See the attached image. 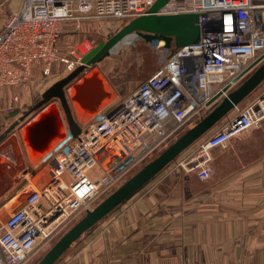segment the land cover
Masks as SVG:
<instances>
[{"label": "built area", "instance_id": "1", "mask_svg": "<svg viewBox=\"0 0 264 264\" xmlns=\"http://www.w3.org/2000/svg\"><path fill=\"white\" fill-rule=\"evenodd\" d=\"M12 1L0 0V87L26 82L37 69L44 76L52 75L53 66L61 63L72 71L91 49V42L89 38L78 41L69 55L64 54L61 37L69 25L80 31L85 19L130 21L148 13L156 0H15V7ZM190 12L200 15L199 42L171 49L163 40L146 41L158 62L156 70L124 97L80 121V133L74 135L65 122L64 137L36 167L41 184L0 220V264L26 263L40 242L91 209L93 200L119 174V170H106L100 156L110 155L115 165L124 163L120 173L125 172L191 119L201 117L207 102L229 83L236 86L235 78L264 53V0H168L157 13ZM234 109L221 127L195 141L168 167L211 178L215 148L226 149L233 138L263 127L264 91ZM10 165L12 174L8 166L3 178L8 189L5 198L11 192L6 182L13 176L31 187L38 173L25 167L21 156Z\"/></svg>", "mask_w": 264, "mask_h": 264}, {"label": "crops", "instance_id": "2", "mask_svg": "<svg viewBox=\"0 0 264 264\" xmlns=\"http://www.w3.org/2000/svg\"><path fill=\"white\" fill-rule=\"evenodd\" d=\"M11 4L15 7L17 1ZM110 86L113 96L110 99L108 96L99 109L121 99L135 85L115 82ZM257 88L255 96L264 91V81ZM18 90V85L0 87L2 222L30 190L16 175L6 182L7 187L10 182L11 192L5 198L6 167L21 155L27 166L36 168L45 156L34 163L24 140V126L36 119L39 110L17 125L11 131L16 136L5 144L7 138H3V133L10 123H5L4 110L12 105ZM247 98L243 105L252 99ZM54 104L64 118L58 102ZM77 111L78 122L83 121L82 116L88 119L94 114L81 113L78 107ZM235 112L233 109L205 136L221 127ZM8 114L13 116L16 111L9 110ZM5 155L7 160L3 158ZM212 164L215 173L209 179L167 166L87 231L56 264H264V125L248 135L233 138L226 149L215 148ZM35 172L38 173L34 184L38 186L41 172L38 168Z\"/></svg>", "mask_w": 264, "mask_h": 264}, {"label": "water", "instance_id": "3", "mask_svg": "<svg viewBox=\"0 0 264 264\" xmlns=\"http://www.w3.org/2000/svg\"><path fill=\"white\" fill-rule=\"evenodd\" d=\"M167 1L156 0L148 13L131 19L116 33L109 36L107 41L96 45L83 56L78 66L50 85L43 92L42 98L11 125L8 131L22 123L31 112L41 111L49 105L48 110L40 113L35 120L25 126L24 140L31 150V156L47 153L54 141L64 137L63 119L74 135L81 132V125L73 111L74 103H79L90 113L98 111L102 102L108 97V91L96 72L89 76L86 74L94 64L109 55L113 47L123 38L132 33H138L146 41L163 40L165 46L171 49L201 40L202 27L199 23V13H157ZM234 81H239L236 86L231 87L229 83L207 102L208 109L193 126L185 130L95 207L86 210V213L60 236L36 264H56L72 244L140 190L245 100L264 81V53ZM70 88L73 89L72 94ZM55 101L64 112V118L61 117L57 104H54Z\"/></svg>", "mask_w": 264, "mask_h": 264}, {"label": "rangeland", "instance_id": "4", "mask_svg": "<svg viewBox=\"0 0 264 264\" xmlns=\"http://www.w3.org/2000/svg\"><path fill=\"white\" fill-rule=\"evenodd\" d=\"M9 8L10 7H9V1H8L5 4V10L8 11ZM1 22L2 21L0 20V23ZM127 22H128L127 20H118V19L111 18V17H106L104 19H101L100 21H89V19H85L82 23V28L80 29V31L76 30L73 24L69 25L67 28V31L61 37V44H62L63 52L64 54L69 55L70 50L73 48V45H75L76 42L87 39V38L90 39L91 49H93L100 42L107 41L109 36L116 33ZM132 36H135L137 38L133 44L129 45L128 43H124V42L119 44L117 51H112L109 55L105 56L102 60L98 61L96 64H94L91 70L86 74L88 76L89 74H93L94 72H96L98 75V78L101 79L103 86L105 85L107 87V88L105 87L104 88L108 92L111 87L110 85H113V83L115 82H119V83L122 82L124 84L126 83V85H136L142 79H145L150 74H152L158 67V62L155 59L154 55L152 54L151 49L149 45L147 44L146 40L144 39V37L138 33H134L132 34ZM90 50H88V52ZM86 53L87 51L85 52V54ZM40 70L41 69H37L34 75L31 77V79L18 85L19 94H16V96L13 97V101H12L13 103H11L12 105H10L4 110V113L7 117V120H5L7 122L5 123H10L9 125H5L7 129L3 133L4 134L3 138L5 137L7 138V140L5 141V144L11 143L13 137L16 136V135L14 136L11 134V131L14 128L8 131V129L11 127L14 121L18 120L26 111H28L29 108L35 104V102L37 103V101H39L42 98L43 92L50 85H52L54 82L68 75L71 72V71H68L62 63L61 65L57 64L53 66L52 75L44 76L41 74ZM80 80H82V78ZM258 91H259V88H256L248 96L247 99L255 96ZM245 101L247 100H243L240 104L243 105ZM47 107H49V105L42 108L39 113H42L43 111H45ZM9 110L16 111V114H14L13 116H9L8 114ZM73 110L75 111L74 114L76 116V112L79 111V110L77 111V103H74ZM14 118L15 119L17 118V119L13 120ZM199 118L191 119L187 124H185L175 134H173L167 141H165V143H163L158 149L153 151L151 154L146 156L144 159L128 167L125 172L120 173V171L124 168L122 167L124 163L120 165H115V162L113 164L114 158L113 157L108 158L110 155L100 156V164L106 170H110V171L119 170V174H118V177L114 180L111 187L108 188L106 191L102 192L99 196H97L93 200V202L90 204V208L95 207L99 202H101L106 196H108L111 192H113L116 188H118L129 177L135 174L147 162H149L155 156H157L167 145H169L172 141H174L185 130L193 126L199 120ZM80 119L86 120L87 116H82ZM25 126H24V129H25ZM189 150L190 148H187L184 151V154H186ZM46 154L47 153H45V155ZM6 157L7 156L5 155V157L3 158L7 160L8 158ZM11 159L12 157L9 160L12 161ZM114 166H116V168ZM9 167H11V169H8V173L12 174L11 172L12 165H9ZM25 167H26V164H25ZM28 167H31V166L28 165ZM115 171L113 173H116ZM30 186L31 187H29V189H31L32 187L33 188L37 187L35 184H30ZM27 194H29V192ZM85 213L86 211L80 212L73 219H71L68 223H66L65 225L59 227L56 231H54V233L51 235V237L48 240L40 242L39 247L37 249L38 252L35 253L24 264H36L43 257V255L52 247V245L60 238V236L65 231H67L77 220H79ZM73 245L74 244H72L71 247Z\"/></svg>", "mask_w": 264, "mask_h": 264}, {"label": "bare ground", "instance_id": "5", "mask_svg": "<svg viewBox=\"0 0 264 264\" xmlns=\"http://www.w3.org/2000/svg\"><path fill=\"white\" fill-rule=\"evenodd\" d=\"M132 34H134V33H132ZM132 34H130V35H128V36H126L125 38H123L118 44H116L114 47H113V51H117L118 50V46H119V44H121V43H128L129 45L130 44H133L135 41H136V37L135 36H132ZM104 87H105V85H104ZM105 88H107V87H105ZM71 91V94L73 93V89L71 88L70 89ZM108 96H109V99H110V97H112L113 96V93H111L110 91L108 92ZM77 107L80 109V112L81 113H88V114H91L90 112H88V111H86L84 108H82L81 106H79V104H77ZM48 108L49 107H47L46 108V110H48ZM45 110V111H46ZM40 114V113H39ZM39 114H37V116H36V118L39 116ZM24 132H25V130H24ZM54 144L56 143V141L55 142H53ZM54 144H52L51 145V147L54 145ZM50 147V148H51ZM45 154V153H44ZM44 154H41V155H37V156H35V157H31L32 158V161L34 162V163H36V162H38L39 161V159H41L42 157H43V155ZM0 159H2V157L0 156ZM8 208V207H7Z\"/></svg>", "mask_w": 264, "mask_h": 264}]
</instances>
